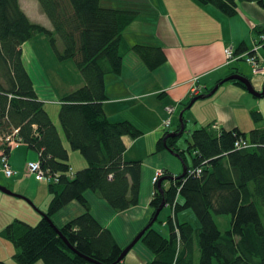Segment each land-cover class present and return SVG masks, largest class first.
<instances>
[{"label": "trees", "instance_id": "16d2710c", "mask_svg": "<svg viewBox=\"0 0 264 264\" xmlns=\"http://www.w3.org/2000/svg\"><path fill=\"white\" fill-rule=\"evenodd\" d=\"M196 1L213 5L227 16L237 12L240 1H254L264 7L263 0ZM37 2L52 29L31 21L19 0H0V136L13 134L18 128L16 141L34 150L41 168L58 173L59 179L47 183L51 198L35 225L14 218L0 230V237L14 246L17 264L38 260L44 264H95L85 257L113 264L122 247L92 215L84 192L90 190L115 212L139 202L141 161L123 159L122 136L136 138L141 131L127 120L110 122L102 105L107 99L105 76L120 73L123 31L139 11L124 5L103 7L101 0ZM37 34L47 38L58 61L72 59L84 81L60 98L57 114L70 149L78 151L87 163L74 173L70 171L68 151L22 57L23 43ZM131 50L151 71L165 62L159 45L136 43ZM230 81L246 89L240 81ZM251 116L256 122L261 119L257 111H251ZM212 124L215 122L193 129L187 148L176 145L185 123L179 136L166 139V145L179 153L187 170L184 176L172 179L167 188L162 184L163 194L156 189L158 180L152 181L148 221L163 199L171 213L164 221L167 234L154 228V223L161 222L158 217L163 207L138 240L150 254L144 264H264V219L258 207L264 205V128L244 132L237 127L215 129ZM179 128L177 124L174 131ZM168 133L157 141V151L165 149L163 138ZM236 140H244L246 145L235 147ZM1 148L9 156L11 147L6 142ZM197 168L200 174H196ZM169 174L164 170V175ZM71 201L78 202L82 212L57 228L76 251L48 220ZM187 208L194 212L198 227L177 220V212ZM223 214L230 215V222L229 228L221 231L214 215Z\"/></svg>", "mask_w": 264, "mask_h": 264}, {"label": "crops", "instance_id": "0c3cea01", "mask_svg": "<svg viewBox=\"0 0 264 264\" xmlns=\"http://www.w3.org/2000/svg\"><path fill=\"white\" fill-rule=\"evenodd\" d=\"M104 3L107 5L103 6ZM19 4L26 13L22 0H19ZM101 5L107 8H117L124 5L139 11L135 20L123 31V43L121 45L123 58L120 73L105 76L107 99L102 104L105 116L110 122L127 120L141 131V134L136 138L127 135L122 136L125 145L123 159L125 161H141L139 202L136 206L115 212L103 199L97 197L90 190L84 192L92 215L103 227L110 230L118 245L123 248L149 222L152 211L149 202L154 191L152 183L154 171L160 168L171 173L169 175H178L182 172L181 161L179 162L174 157L175 155L173 156L167 149L157 151L156 144L167 131H174L171 128L180 124L179 119L177 120L180 110L179 104L182 102L184 104L193 96L191 87L194 84L190 80L194 77L197 78L195 84L199 88L198 93H201L203 90L213 87L218 80L238 73L247 77L256 90L262 89L264 85V41L256 51L254 47L259 33L264 34V7L254 1H240L237 3V12L232 16H227L213 5H203L196 0H101ZM33 22L42 24L47 29H52L50 21ZM31 39L22 45L23 60V46ZM136 43L161 46L165 53V62L155 70L147 69L140 58L131 50L132 45ZM226 47H230L234 55L255 53L261 71L254 73L251 65L244 58L228 60L224 53ZM27 49H29V53L32 52L31 45H28ZM65 61L60 62L64 64ZM56 74L55 72L54 77L64 91L69 92L83 85L84 81L81 75H74L72 81L70 77L65 79L56 76ZM47 82H49V89H52L50 84L53 82L52 78H49ZM33 84L44 102V108L46 102L57 103L59 107L60 99L55 98L54 93L43 92L42 94L41 91L44 87L37 86L34 81ZM220 87L223 89L217 97V116L215 115L211 122H215L219 128L232 129L237 127L244 131L237 125L232 126V128L221 126L219 120L224 119L222 121L226 122L228 115H236V109L231 105L239 103L242 97L246 98V89L230 80L225 81L218 89ZM168 105L173 107L171 112L165 108ZM45 110L47 111L46 108ZM165 119L170 120L168 128L163 127ZM193 119L203 121L201 114H197V116L194 114ZM51 120L56 126L54 118L51 117ZM253 128L262 127L254 126ZM57 131L68 151L71 173L77 171L78 167L80 169L86 167L87 163L84 158L76 157L74 152L71 153L70 147L65 146L58 129ZM22 145L26 146V149L19 151L12 148L8 156L10 166L17 173L7 177L0 167V184L10 188L16 183L15 191L26 195L30 201H38L41 211L44 212L51 195L49 198L48 195H45L42 200H38L37 194L34 193L33 195V192L29 190V186L31 188L33 185L32 176L27 172V169H24L23 164L20 165L17 162L16 156L21 154L28 161L37 160L38 156L26 144L23 143ZM30 151L34 152L36 156ZM74 156L75 162H77L75 164ZM2 176L16 180L7 184L1 180ZM171 180H163V187L167 188ZM35 182V189L42 186V183L36 179ZM178 200L180 201V198ZM8 201L9 199L5 195H0V207L3 208H0V230L14 218L31 224L39 221L41 213L38 212L39 216L33 210L27 209L24 205L25 202L19 203V208L14 212L8 213L1 206ZM81 212L80 204L71 201L54 213L52 220L56 226L60 227ZM184 213L189 215L190 220H183V222L186 221L195 228L198 227V220L195 215L188 211H184ZM179 216L180 214L177 213V220L181 222ZM131 218L132 220H130ZM144 248L138 247L136 249L133 247L118 264H144L145 260L150 257L149 251ZM14 252V246L8 240L0 237V262L17 264L13 259ZM33 264L44 263L42 260H38Z\"/></svg>", "mask_w": 264, "mask_h": 264}, {"label": "rangeland", "instance_id": "374dc122", "mask_svg": "<svg viewBox=\"0 0 264 264\" xmlns=\"http://www.w3.org/2000/svg\"><path fill=\"white\" fill-rule=\"evenodd\" d=\"M22 4L26 10V13H27L26 15H28V17L31 21H49L48 18L45 16V14L42 13V11L40 10V7L38 5L37 0H22ZM105 5H107V4L104 3L103 6H105ZM59 43L61 44L60 41H59ZM28 45H31V49H32L31 51L32 52H30V53L28 52L29 49H27ZM23 49H24V63L27 67V70L30 74V77L33 79L34 83L37 86L44 87V89H42V91H41L42 94H43V92L48 93V94L54 93L55 98H57V99H60L63 95L67 94L68 92L63 90V87L56 81L54 76H55V72H56L57 73L56 76L64 77L65 79L70 77V79L72 81H73L74 75L79 76L80 74H79L78 70L76 69L73 60L69 59V60H66L65 62H63L64 64H61L62 62H60L56 59L55 54L52 50V47H50L47 38L43 34H37L36 36H34L30 40V42L26 43L23 46ZM62 65L64 66V68ZM70 67L72 70L70 69ZM49 78H52V80H53V82L50 83L52 85V89H49V87H50L49 82H47V80ZM191 80H190V82H192ZM218 83H215L214 86ZM67 85H68V83H67ZM222 89H223V87H220L210 97H206V98L201 99V100L197 99L188 108H186V106L190 102V98L188 100H186L184 102V104L182 102L183 105L179 104V107H180L179 113L183 109L186 108L184 113H183V118L186 121L184 122L185 123V131L176 140V145H178L179 147L182 146L181 148H187L188 141H190V132L193 129L198 128L199 126L206 125L207 122H211L214 120L213 117L215 115L217 116V108H216L217 100H218L217 97H218L219 93L222 91ZM245 91H246V98L242 97L239 100V103H237L238 105L237 104L231 105V107H234L236 109V115L235 116H229L228 115L226 122L222 121L224 119H220L219 124L221 126L232 128V126L237 125L241 129H243L244 131H249L254 126H259V127L264 128V95L261 97H256V96L252 95L251 93H249L247 90H245ZM52 98H54V97H52ZM169 107H171V105H168L165 108L168 109ZM45 108L47 109L49 115L52 118H54V120L56 122V127L61 134V137L65 143V146L69 147V145L65 139L64 133L61 129L59 120H58V116H57L58 104L46 102ZM171 108H173V107H171ZM251 111L259 112L261 115V119L258 120L257 122L254 121L253 117L251 116ZM179 113H178L177 120L179 119ZM194 114H195V116H197V114H201L203 121L201 122L200 120L193 119ZM174 127H172L171 129L174 130ZM212 127L215 129L219 128V127H217L216 124H212ZM6 135H9V134H6ZM15 139H16V137H15ZM3 141H4L3 136H0V145L3 143ZM22 144L23 143H17V144L10 146V147H11V149L13 148V150L18 149L19 151H21V149H26V146H23ZM69 151L71 153L74 152L76 157H82L78 151L71 150L70 148H69ZM2 152H4V151H2L0 149L1 155H2ZM30 153H32L34 156H36V154L34 152L30 151ZM172 155L174 156V154H172ZM186 155H187V158H188L189 164H190L191 160H190L187 153H186ZM174 157H176V156H174ZM176 158L180 162V159L178 157H176ZM16 160L20 165L23 164L24 169L26 170V165H27L28 160H26V158L23 157L21 154L16 156ZM75 161L76 160H75V156H74V164L77 163ZM69 163H71L70 159H69ZM179 164H181V163H179ZM72 168H73V166H72ZM79 169H80V167H78V169H76V170H79ZM31 179H32L33 185L31 188L29 186V190L31 192H33V195H34V193H36L38 200H42L43 197H45V195H48V198H49L50 194H48V192H47V184L42 183V186H40L38 189L37 188L35 189L34 185H36V182H35L34 176H32ZM1 180L6 182L7 184H9V183H12V180L15 181L16 179L5 178L4 176H2ZM1 186H5L6 188L10 189L11 191L22 195V193L15 191V189L17 188L16 183H14V185H11L10 188L7 187V185H3V184ZM0 195H5V197H7V199H9L8 202H4L3 204H1V206H3L7 210L8 213H12L15 210H17L19 208V203L21 204L24 202L26 203L24 205H26L25 207L27 209L33 210L37 214H38V212H43V211H41V208L38 205L39 203H37L38 201L33 202L31 200V202L33 203L31 205L27 201H25L21 198H16V197H13L10 195H6L1 191H0ZM24 196H26V195H24ZM47 201H48V199H47ZM180 201H182L181 197H180ZM258 207L261 211L262 218L264 219V214H263L264 213V205H259ZM0 208H2V207H0ZM184 211H188L189 213H192L193 215H195L194 212L189 208L178 211L177 213L180 214L179 217L181 218L180 219L181 222L183 220H187V221L190 220L189 215L184 213ZM170 213H171L170 207L163 208V210L161 211V213L159 214V217H158L161 222L154 223L155 224L154 228L162 234H167V232H166L167 228H166V225L164 224V221L166 219V216ZM40 218H41V216H40ZM214 219H215V222L217 223V225L221 231H224L225 229L229 228V222H230V215L229 214L214 215ZM130 220H132V218ZM29 224H31V223H29ZM35 224H31V225H35ZM198 225H199V222H198ZM122 238H123V236H122ZM133 247L136 249H138V247H142V248L145 247L146 248V246H144V244L140 241L137 244H135ZM131 249L129 251H131ZM197 261H198V254L196 257V262Z\"/></svg>", "mask_w": 264, "mask_h": 264}, {"label": "water", "instance_id": "95a60500", "mask_svg": "<svg viewBox=\"0 0 264 264\" xmlns=\"http://www.w3.org/2000/svg\"><path fill=\"white\" fill-rule=\"evenodd\" d=\"M238 80L240 81L241 83H243L246 87V90L251 93L252 95L256 96V97H261L264 95V85L262 87L261 90H256L250 80L241 75V74H238V73H235V74H231V75H228L226 77H224L223 79H221L219 81L218 84H216L210 91L206 92V93H202V94H198L197 96L193 97L190 102L188 103V105L186 106V108L190 107L191 104L196 101L197 99H201L205 96H210L212 95L215 90L218 88L219 84L225 82V81H228V80ZM185 108V109H186ZM185 109H183L180 113H179V123H180V128L178 131H172V132H169L164 138H163V143H164V147L165 149H167L169 152H171L172 154H174L176 157H178L182 163V172L178 175H164L162 177L159 178L158 182H157V187L156 189L161 193L163 194V189H162V181L163 180H166V179H174V178H179V177H182L185 175L186 173V170H187V167L186 165L183 163V161L181 160V157L179 155L178 152L174 151L173 149L169 148L167 145H166V139L168 137H177L179 136L182 132H183V129H184V120H183V113L185 111ZM0 191L7 194V195H11L13 197H17V198H21V199H24L26 200L29 204H33L26 196L24 195H21V194H18V193H15L13 191H11L10 189L6 188L5 186H1L0 185ZM166 206V203L164 201V199L161 201L160 205L155 209L154 211V214L153 216L151 217L150 221L140 230L138 231V233H136V235L130 240V242L122 249L121 253L119 254V256L117 257V259L115 260V262L113 264H117V263H120L124 257L126 256L127 252L138 242V240L141 238V236L143 235V233L145 232V230L150 227L152 225V223L156 220L159 212L161 211V209L163 207ZM41 215H43L42 212H40ZM49 220V223L50 225L53 227V229L55 230V232L62 238V240L68 245V247H70L73 251H76L68 242V240L66 239V237L60 232V230L57 228V226L53 223L52 219H48ZM86 260H88L89 262L91 263H95V264H102L100 262H98L97 260H94L90 257H85Z\"/></svg>", "mask_w": 264, "mask_h": 264}, {"label": "built area", "instance_id": "2783aa9c", "mask_svg": "<svg viewBox=\"0 0 264 264\" xmlns=\"http://www.w3.org/2000/svg\"><path fill=\"white\" fill-rule=\"evenodd\" d=\"M264 2V0H263ZM264 41V34L263 33H259L258 35V39L257 41L255 42V47H254V50L256 51L260 46H261V43H263ZM224 53H225V56L228 60L230 59H238V58H244V60L246 62H248L251 67H252V71L254 73H257V72H260L261 69L258 65V57L256 56L255 53H252V54H246V55H234L232 49L230 47H226L224 49ZM197 78L194 77L192 78V83L194 84L192 87H191V94L194 95L196 94L198 91H199V88L198 86L195 84ZM168 112H171L172 111V108L169 107L167 109ZM170 125V120L169 119H166L163 121V126L165 128L169 127ZM18 132V128H15L13 130V134H9V135H4L3 136V143L6 142L9 146H12L14 144H17L19 143L18 141H16L15 139V135L17 134ZM2 143V144H3ZM244 145H246V141L244 140H236L235 143H234V146L235 147H243ZM1 150L3 151V149L1 148ZM0 167H1V170L3 171V173L7 176V177H11L13 175H15L17 173L16 170H14L9 162H8V156L5 155L3 152H2V155L0 154ZM26 169H27V172L31 175V176H34V178L41 182V183H54V182H57L58 179H59V174L58 173H54V174H51V173H48L46 171H44L41 166H40V163L38 160H31V161H28L27 162V165H26ZM191 172V170H189ZM196 174H200L201 173V169L200 168H197L195 170ZM164 174V171L163 169H156L153 173V177H152V181L153 182H156L157 180H159V178Z\"/></svg>", "mask_w": 264, "mask_h": 264}]
</instances>
